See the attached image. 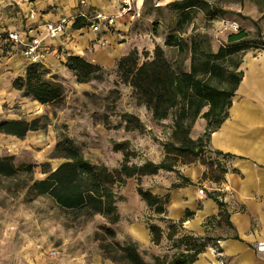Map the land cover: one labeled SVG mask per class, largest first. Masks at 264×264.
<instances>
[{
  "label": "rangeland",
  "instance_id": "rangeland-1",
  "mask_svg": "<svg viewBox=\"0 0 264 264\" xmlns=\"http://www.w3.org/2000/svg\"><path fill=\"white\" fill-rule=\"evenodd\" d=\"M191 4L188 9L167 6L158 11L148 25L154 45L133 50L138 65L153 60L156 47L161 46L177 71H190L195 51L217 53L229 44L232 33L244 29L249 36L241 42H248L222 59L223 79L205 76L213 85L230 89L233 80L229 75L233 71L243 73L246 57L264 55V0H191ZM187 13L191 18L185 17ZM234 24L238 30H232ZM170 36L180 46L166 45ZM83 59L91 63L88 57ZM120 59L94 64L101 68L96 74L102 72L103 77L84 82L69 69L68 60L62 71L41 63L43 77L62 85L61 98L47 104L35 100L25 87L15 85L18 78L26 76L31 63L26 64L23 76L4 64V71H0L5 78L0 81V121L39 120L44 127L30 130L22 138L0 132V158L8 157L15 169L12 175L0 174V264H133L122 251L129 243L137 244L146 264H155L154 256L168 262L184 251V236H198L173 218L171 204L177 194L189 193L197 198L200 208L224 179L226 156L212 149L206 134L219 117H204L206 107L195 121L186 119L182 129L190 126L187 137L191 142L178 149L181 144L173 133L179 109H172L164 119H155L130 78L118 68ZM68 141L80 155L111 172L123 164L138 167L147 162L172 164L174 170L130 177L117 173L112 190L118 199L111 216L90 215L83 208L66 209L50 194H40L36 182L68 160L64 157V143ZM194 167L205 168L204 174L191 177L189 171ZM139 188L162 197L166 202L163 208L148 205ZM201 188L204 195L199 193ZM153 225L159 234L151 232ZM204 225L207 241L214 246V230L222 225L213 218ZM133 226L147 229L151 240L144 243L133 236ZM157 235L159 244L153 242Z\"/></svg>",
  "mask_w": 264,
  "mask_h": 264
},
{
  "label": "crops",
  "instance_id": "crops-1",
  "mask_svg": "<svg viewBox=\"0 0 264 264\" xmlns=\"http://www.w3.org/2000/svg\"><path fill=\"white\" fill-rule=\"evenodd\" d=\"M135 1V11L142 18L122 15V0H0V32H17L25 41L44 38L52 49L43 63L48 68L62 71L70 55L88 57L93 64H110L135 49L154 45L148 35L149 22L173 0ZM83 12L111 15L115 25H102L100 31H94L86 20L77 18ZM62 19L69 22L63 35L46 38V25ZM23 48L5 43L0 48V71L8 64L13 73L23 76L29 63ZM242 71L228 116L210 139L212 149L226 156L224 179L214 188L215 195L204 199L200 208L197 198L189 193L177 194L171 204L173 218L184 220L198 236L207 234L204 224L209 219L222 225L214 230V246L209 245L195 264H264L263 254L256 249L264 239V55L246 57ZM204 172L205 168L194 167L189 174L199 178ZM187 210L193 213L189 217ZM130 233L144 243L151 240L143 227L133 226Z\"/></svg>",
  "mask_w": 264,
  "mask_h": 264
},
{
  "label": "trees",
  "instance_id": "trees-1",
  "mask_svg": "<svg viewBox=\"0 0 264 264\" xmlns=\"http://www.w3.org/2000/svg\"><path fill=\"white\" fill-rule=\"evenodd\" d=\"M168 6L188 9L192 7V4L191 0H173ZM185 17L189 19L191 15L187 13ZM248 36L249 33L243 29L237 33H232L228 37L229 44L220 47L217 53L203 52L198 54L196 51L193 52V63L190 71H177L165 57L161 46L156 47L153 60L138 65L137 52L133 51L120 59L118 68L123 72V75L130 78L131 84L137 89L143 103L152 110L155 119H164L172 109H179L173 134L174 138L181 144L178 149H181L191 142L187 137L190 126L188 125L185 130L182 129L186 119L190 118L191 122L195 121L203 109L209 107L203 116L208 119L212 115L219 117L216 126L214 128L210 126V133H206L208 141H210L212 133L220 128L227 118L231 99L242 80L243 73L233 71L229 75V78L233 80L230 89H222L213 85L205 76L211 78L220 76L223 79L225 68L222 67V59L241 50L242 44L248 42H241V40ZM175 44L180 46V43L175 42L171 36L166 41V45ZM67 60L69 69L75 73L81 82L103 77L102 72L96 74L98 70H101L99 66L89 63L81 57L70 55ZM41 67V64L29 66L26 76L18 78L15 85L20 89L25 87L26 92L32 94L35 100L47 104L61 98L62 85L59 82L45 79L41 73ZM43 127L39 125V120L31 122L26 120L0 121V132L20 138L24 137L30 130ZM64 144V157L68 160L61 164L56 171L51 172L46 179L36 182V186L40 194H50L63 208L87 209V213L90 215L111 216L115 213V203L118 196L113 192L112 185L115 180H118L117 173L130 177L136 174H154L160 169L174 170L172 164L147 162L138 167H129L123 164L119 170L111 172L106 166L93 163L80 155L73 142L68 141ZM199 150L200 147L197 151L199 152ZM217 152L222 154V152ZM14 170L8 157L0 158V174L12 175ZM138 193L148 205H156L157 209L163 208L166 203L162 197L153 195L142 188L138 189ZM218 204L223 205L220 201ZM192 214L191 211H186L187 217ZM180 222L183 223L184 220ZM150 229L153 234H159L157 226L153 225ZM153 242L155 244L160 243L159 235L153 238ZM182 242L186 247L184 251L175 255L168 262H165L160 256H154L155 264H195L199 255L209 246L206 236H184ZM122 251L127 254L131 263L146 264L137 251L136 243L124 245Z\"/></svg>",
  "mask_w": 264,
  "mask_h": 264
},
{
  "label": "built area",
  "instance_id": "built-area-1",
  "mask_svg": "<svg viewBox=\"0 0 264 264\" xmlns=\"http://www.w3.org/2000/svg\"><path fill=\"white\" fill-rule=\"evenodd\" d=\"M82 3H85V1H82ZM135 5V0H122V15L130 14L132 19L138 17V13L135 11ZM77 18H82L86 20V22L90 24L93 30L97 32L100 31L102 25H106L107 27H113L115 25V17L103 12H83L78 15ZM68 23L69 22L66 19H62L60 22L57 23H48L46 25V38L57 39L61 37L64 31L66 30ZM231 28L232 30H238V25L234 24ZM44 40V38L34 37L31 41H25L17 32H0V48H2L5 43L9 42L24 46L22 51L23 55L31 64L44 63L48 58L49 54L52 52L51 47L47 45ZM199 193L201 195H204L205 190L201 188L199 190ZM256 249L258 252L262 253L264 257V239L257 244ZM56 253V251L53 252L54 255H56Z\"/></svg>",
  "mask_w": 264,
  "mask_h": 264
}]
</instances>
